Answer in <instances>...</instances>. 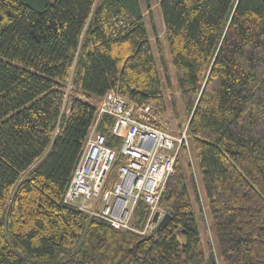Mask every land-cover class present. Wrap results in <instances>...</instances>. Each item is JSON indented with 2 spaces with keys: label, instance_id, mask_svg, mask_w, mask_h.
Segmentation results:
<instances>
[{
  "label": "trees",
  "instance_id": "trees-1",
  "mask_svg": "<svg viewBox=\"0 0 264 264\" xmlns=\"http://www.w3.org/2000/svg\"><path fill=\"white\" fill-rule=\"evenodd\" d=\"M141 5L0 0V264H264V0H157L188 114L167 225L142 232V200L131 230L63 202L107 92L166 114ZM112 122L98 132L118 149Z\"/></svg>",
  "mask_w": 264,
  "mask_h": 264
},
{
  "label": "built area",
  "instance_id": "built-area-1",
  "mask_svg": "<svg viewBox=\"0 0 264 264\" xmlns=\"http://www.w3.org/2000/svg\"><path fill=\"white\" fill-rule=\"evenodd\" d=\"M95 112L63 202L115 229L131 230L132 212L142 200L150 213L142 232L150 230L156 225L151 223L154 212H159V220L166 214L158 208V199L174 171L178 151L187 146L186 127L178 136L171 134L150 105L136 106L114 89L100 99ZM103 116L113 120L108 130L121 139L118 149L107 146L106 135L98 132ZM116 162L115 181H110Z\"/></svg>",
  "mask_w": 264,
  "mask_h": 264
},
{
  "label": "rangeland",
  "instance_id": "rangeland-1",
  "mask_svg": "<svg viewBox=\"0 0 264 264\" xmlns=\"http://www.w3.org/2000/svg\"><path fill=\"white\" fill-rule=\"evenodd\" d=\"M151 18L153 19V31L150 30V24L147 19L148 13L146 11L145 0H141V4L144 11V18L146 19L147 27L149 30V37L150 41L152 42V49L153 53H155L156 64H158L159 74L161 75V82L163 87V94L166 102V114L163 117L157 116L158 121L160 122L161 126L164 127L168 132L171 134L173 133L175 136H178L181 132H183L184 127L187 123L188 114L186 113L185 109L182 107L181 99L179 97L178 88L176 86V78L173 73L172 65L169 59V52L167 50V44L164 39V29H163V22L162 18L160 17L159 8L157 7V0H148ZM161 53V55H160ZM164 61L166 65L167 74L170 78V85L167 86L165 84L164 75L162 71V64L161 61ZM70 87L68 84L67 89ZM174 101V105H171V101ZM189 143L187 142V146ZM193 160V159H192ZM111 172L109 174V180L115 181V176L117 174V165L111 168ZM195 177L198 183V187L200 188V199L203 202V207L206 209V202L203 196V190L201 188L200 177L195 171ZM110 180V181H111ZM195 205V204H194ZM202 228V232H203ZM205 237L210 238L207 234H204Z\"/></svg>",
  "mask_w": 264,
  "mask_h": 264
},
{
  "label": "water",
  "instance_id": "water-1",
  "mask_svg": "<svg viewBox=\"0 0 264 264\" xmlns=\"http://www.w3.org/2000/svg\"><path fill=\"white\" fill-rule=\"evenodd\" d=\"M158 217H159V212L155 211L151 219V223L157 224V228H164L171 218V216L167 213L160 220L158 219ZM210 260H212V257H210Z\"/></svg>",
  "mask_w": 264,
  "mask_h": 264
},
{
  "label": "crops",
  "instance_id": "crops-1",
  "mask_svg": "<svg viewBox=\"0 0 264 264\" xmlns=\"http://www.w3.org/2000/svg\"><path fill=\"white\" fill-rule=\"evenodd\" d=\"M142 6V5H141Z\"/></svg>",
  "mask_w": 264,
  "mask_h": 264
}]
</instances>
